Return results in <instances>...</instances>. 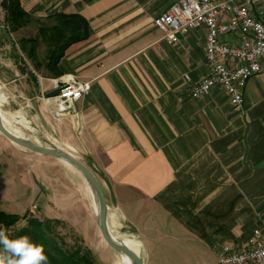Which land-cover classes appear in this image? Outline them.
I'll return each instance as SVG.
<instances>
[{"label":"crops","instance_id":"0c3cea01","mask_svg":"<svg viewBox=\"0 0 264 264\" xmlns=\"http://www.w3.org/2000/svg\"><path fill=\"white\" fill-rule=\"evenodd\" d=\"M20 1L34 22L19 31L52 26L59 13L89 22L88 39L66 50L58 76H37V104L28 99L22 111L34 128L31 133L23 125V134L73 154L91 169L105 192L110 230L138 241L144 264L207 253H216L219 264L224 246L241 249L255 229H264V63L245 88L239 114L219 84L192 97V87L211 74L206 29L169 42L154 25L178 0ZM223 40L238 42L236 35ZM65 76L91 82V92L72 112L56 117L46 97ZM19 148L25 152L19 153L17 174L0 170V210L10 203L5 193L11 183L30 187L48 214L33 203L39 215L63 220L66 212L64 221L89 247L104 241L86 180L80 188L66 182L64 190L50 189L45 164H67ZM0 161L6 169L15 165L8 152Z\"/></svg>","mask_w":264,"mask_h":264},{"label":"built area","instance_id":"2783aa9c","mask_svg":"<svg viewBox=\"0 0 264 264\" xmlns=\"http://www.w3.org/2000/svg\"><path fill=\"white\" fill-rule=\"evenodd\" d=\"M154 25L169 42H177L181 33L205 28L206 62L211 74L192 87L191 95L199 99L219 84L234 111L243 112L245 88L263 69L264 0H178L154 19ZM227 35H236L237 44L224 42ZM185 79L189 81L188 76ZM91 85L72 76L56 82L59 94L46 97L55 116L72 112L75 104L90 94ZM219 264H264V229H255L241 249L224 246L219 252Z\"/></svg>","mask_w":264,"mask_h":264},{"label":"rangeland","instance_id":"374dc122","mask_svg":"<svg viewBox=\"0 0 264 264\" xmlns=\"http://www.w3.org/2000/svg\"><path fill=\"white\" fill-rule=\"evenodd\" d=\"M2 1V0H0ZM35 24V23H34ZM47 25V23H45ZM37 26V25H36ZM35 25L31 26V29H26L25 31L11 32L5 23V12L2 10L0 6V109L5 113L12 121H16L14 125L17 126L20 134L25 136L23 126L25 125L28 131L32 133V128H34V124L32 123L30 116L25 117L22 111L25 106L26 101L31 99L30 103L32 106L35 107L37 101L35 99L36 91L35 87L37 85L36 79L37 76H44V77H53L55 76V71H51L47 69V58L49 54L48 45L44 43L39 34V28ZM23 38H37L38 45L37 47V58L33 59L30 58L26 52L23 51V48L20 44L21 39ZM29 47V46H28ZM6 70V71H3ZM4 96V97H3ZM34 98V99H33ZM4 101V102H3ZM51 108V107H50ZM2 118L5 119L10 123V121L5 118L2 114ZM28 139V138H27ZM7 141H5L2 134H0V154L1 153H9L11 158L14 159L15 165H9L10 168L6 169L5 161H0V170L3 171H10L9 174L16 175L17 172L16 164L23 162L19 161L22 157L19 156V153L25 152L22 151L17 145H8ZM9 146V147H8ZM26 160V159H25ZM26 162H28L26 160ZM54 162V161H53ZM14 164V163H13ZM28 165V163H26ZM4 169H3V167ZM52 167L48 168L47 164H45V168H43L44 172L43 176L46 174L47 177H51L50 182L52 181V185L49 184V188L64 190L65 183L67 182L68 185L74 184V187L77 186L80 188L81 182L83 177L75 168L65 165L66 167H62L61 165H50ZM28 167V166H27ZM68 180V181H67ZM43 182V181H41ZM0 182V190H2ZM45 185V184H43ZM12 188L9 190L8 193H5V198H8V205H6L5 211L8 213L18 214L22 216L27 210L30 211L34 216L40 219H46L39 215L40 209H37L35 204L37 203L42 212L46 215L47 212L45 211V207L43 205V201H37V194L36 196L29 193L28 189L30 187H26L25 189L17 188L15 184L11 183ZM58 186V187H57ZM80 186V187H79ZM48 187V186H47ZM52 193V192H50ZM15 199L18 202H12ZM29 208V209H28ZM62 217L67 219L66 212L61 214ZM63 219L62 221H64ZM61 220V219H60ZM64 225H62L58 232L64 236L67 242L73 244L75 241L76 236H80L79 233L76 231L74 227H72L69 223L64 221ZM26 225V222L20 221L17 226H15V230L22 228ZM115 231V230H114ZM85 243V241H84ZM90 243V242H89ZM92 243V242H91ZM94 243V244H93ZM93 247L95 250L91 249L97 262L100 264H118V257L119 253L115 252L111 247L106 245L104 241L101 239L99 240V244L93 241ZM86 246L87 243H85ZM89 247V246H88ZM89 247V248H90ZM97 248L99 250L97 251ZM98 254V255H97ZM171 263L170 264H217V255L216 253H207L204 256H197L194 254H190L185 257L181 256H173L169 258Z\"/></svg>","mask_w":264,"mask_h":264},{"label":"trees","instance_id":"16d2710c","mask_svg":"<svg viewBox=\"0 0 264 264\" xmlns=\"http://www.w3.org/2000/svg\"><path fill=\"white\" fill-rule=\"evenodd\" d=\"M0 6L5 12V23L11 32H17L34 22L23 9L20 0H2ZM53 19L55 24L41 25L39 34L49 49L46 67L55 71L58 76V63L66 50L71 45L88 39L89 22L79 14L59 13ZM38 41L37 38H23L20 41L23 51L30 58H37ZM21 220L26 225L15 230ZM64 224L59 219H40L30 211L20 216L0 210V229L10 238L28 235L33 241L42 244L48 256V264H100L81 236L77 235L73 244L66 241L58 232Z\"/></svg>","mask_w":264,"mask_h":264},{"label":"water","instance_id":"95a60500","mask_svg":"<svg viewBox=\"0 0 264 264\" xmlns=\"http://www.w3.org/2000/svg\"><path fill=\"white\" fill-rule=\"evenodd\" d=\"M58 86H61V83H58ZM58 94H59V89L56 88L52 92L48 93L47 97H55ZM0 133L4 137H6L8 140H10L12 143L16 144L17 146L21 148H24L26 150H29V151H32V152H35L41 155L51 156L53 158L60 159L68 163L69 165H71L77 171H79V173L83 176V178L88 183L91 191L93 192L96 198L98 209H99V212L97 214L98 225H99L104 241L115 252L127 256L131 260V264H144L141 257L139 256L137 252L132 250L130 247H128L123 242L115 239V237L113 236L109 228V225H108V205H107L105 192L99 180L97 179V177L95 176V174L91 171L89 167H87L83 162L77 159L73 154L63 149L45 147L32 140L15 135L14 133L9 131L5 127L1 119V115H0Z\"/></svg>","mask_w":264,"mask_h":264},{"label":"clouds","instance_id":"9594fccd","mask_svg":"<svg viewBox=\"0 0 264 264\" xmlns=\"http://www.w3.org/2000/svg\"><path fill=\"white\" fill-rule=\"evenodd\" d=\"M0 264H48V256L28 235L10 238L0 231Z\"/></svg>","mask_w":264,"mask_h":264},{"label":"bare ground","instance_id":"6f19581e","mask_svg":"<svg viewBox=\"0 0 264 264\" xmlns=\"http://www.w3.org/2000/svg\"><path fill=\"white\" fill-rule=\"evenodd\" d=\"M3 97H4V96H3ZM3 102H4V101H3ZM0 115H1V119H2V121H3L4 125H5V127H6L9 131H11L12 133H14L15 135H18V136H20V137H23V136L20 134L18 128H15V127L12 125L11 122L9 123L8 121H6L5 119L2 118V111H1V109H0ZM22 126H23V125H22ZM65 164L69 165V164L66 163V162H65ZM69 166H71V165H69ZM71 167H72V166H71ZM90 193H91L90 196H92V200H93V204H94V212H95V214L97 215L98 212H99L98 205H97V201H96V198H95L93 192L91 191V189H90ZM113 218H114V217H113ZM112 226H113V225H112ZM114 226H115V225H114ZM110 227H111V226H110ZM115 227H116V226H115ZM111 232H112V231H111ZM112 234H113V236L115 237V239H117V240L123 242V243L126 244L128 247H130L132 250H134L135 252H137V251L139 250V245H140V244H139L138 241H136L135 239L126 238V237H118L114 232H112ZM141 246H142V245H141ZM118 264H131V260H130L127 256H125V255H123V254H119V257H118Z\"/></svg>","mask_w":264,"mask_h":264}]
</instances>
